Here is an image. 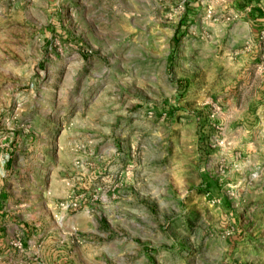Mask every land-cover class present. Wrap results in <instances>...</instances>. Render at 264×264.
Segmentation results:
<instances>
[{
	"label": "rangeland",
	"instance_id": "obj_1",
	"mask_svg": "<svg viewBox=\"0 0 264 264\" xmlns=\"http://www.w3.org/2000/svg\"><path fill=\"white\" fill-rule=\"evenodd\" d=\"M186 1L0 0V264H228L196 171L218 12Z\"/></svg>",
	"mask_w": 264,
	"mask_h": 264
},
{
	"label": "crops",
	"instance_id": "obj_2",
	"mask_svg": "<svg viewBox=\"0 0 264 264\" xmlns=\"http://www.w3.org/2000/svg\"><path fill=\"white\" fill-rule=\"evenodd\" d=\"M192 9L218 12L203 21L209 26L203 38L209 55L203 59L212 86L201 101L216 109L212 121L218 130L204 138L215 140L212 149L198 152L196 171L207 191L202 200L213 205L214 234L228 236L226 248H217L228 251V264H264V73L257 69L264 0H211L194 7L187 0L185 11ZM190 91L201 96L199 89ZM122 255L136 260L137 252L124 249Z\"/></svg>",
	"mask_w": 264,
	"mask_h": 264
},
{
	"label": "built area",
	"instance_id": "obj_3",
	"mask_svg": "<svg viewBox=\"0 0 264 264\" xmlns=\"http://www.w3.org/2000/svg\"><path fill=\"white\" fill-rule=\"evenodd\" d=\"M257 44H258V50H259V61L257 65V69L261 72L264 73V27H262L258 34H257ZM264 116V112H263ZM263 129V125H262Z\"/></svg>",
	"mask_w": 264,
	"mask_h": 264
},
{
	"label": "trees",
	"instance_id": "obj_4",
	"mask_svg": "<svg viewBox=\"0 0 264 264\" xmlns=\"http://www.w3.org/2000/svg\"><path fill=\"white\" fill-rule=\"evenodd\" d=\"M190 2H191V0H190Z\"/></svg>",
	"mask_w": 264,
	"mask_h": 264
}]
</instances>
